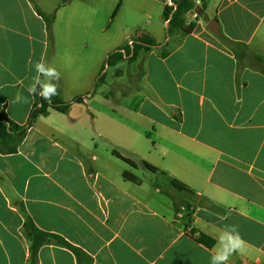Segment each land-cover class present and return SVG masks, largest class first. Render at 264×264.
I'll list each match as a JSON object with an SVG mask.
<instances>
[{
  "label": "crops",
  "instance_id": "crops-1",
  "mask_svg": "<svg viewBox=\"0 0 264 264\" xmlns=\"http://www.w3.org/2000/svg\"><path fill=\"white\" fill-rule=\"evenodd\" d=\"M167 1L0 0V114L27 123L38 75L63 101L83 98L0 150V264H210L226 226L244 241L227 264H264V0H210L208 14L192 0L195 26L171 46ZM141 33L155 46L113 66L137 64L140 86L107 95L109 55ZM143 161L156 184L135 173ZM29 223L49 235L34 257Z\"/></svg>",
  "mask_w": 264,
  "mask_h": 264
},
{
  "label": "trees",
  "instance_id": "trees-1",
  "mask_svg": "<svg viewBox=\"0 0 264 264\" xmlns=\"http://www.w3.org/2000/svg\"><path fill=\"white\" fill-rule=\"evenodd\" d=\"M175 2L176 8L173 10L172 8L166 6L164 9V18L165 20H169L168 32L173 33L175 31L181 32H190L194 28V24L186 23V15L191 10L195 8V3L192 0H173ZM47 26L50 27L53 17H45ZM137 44L134 48V54L132 56L133 59L140 50H150L153 46H155V41L146 33H141L137 36ZM124 58L118 53L114 52L109 55L107 60V64L110 66H114L120 60ZM41 91L40 85L37 86V91L34 93L35 95V104L34 109L30 114L29 120L24 125H19L14 123L9 119V117L2 112L0 114V150L6 154H13L17 152V149L20 143L25 138L27 131L29 128L36 122V120L41 116H46L50 110H55L59 113L66 114L69 112L71 106L74 103L83 102L82 97H76L73 101L64 102L60 97V92L56 89V94L52 95L48 98L41 96L39 93ZM116 156L129 162L133 167L136 165L130 162L128 159L122 157L119 153L114 152ZM142 165L152 173H157L160 170L153 165L149 164L146 161L142 162ZM123 178L126 180H130L136 183H139L140 180L137 179L132 174L125 172L123 174ZM171 186L173 189L179 192H186L193 194L188 186L183 184L182 182L171 179ZM202 203H206L209 207L216 209L217 207L212 203H209L206 200H202ZM27 228L30 230V236L33 237L35 243L31 247V251L33 253L32 257L36 255L38 246H41L47 241L49 235L38 231L33 225L29 223ZM39 237V239H38ZM198 241L211 247L213 245V240L207 238L205 235H202L198 238Z\"/></svg>",
  "mask_w": 264,
  "mask_h": 264
},
{
  "label": "rangeland",
  "instance_id": "rangeland-1",
  "mask_svg": "<svg viewBox=\"0 0 264 264\" xmlns=\"http://www.w3.org/2000/svg\"><path fill=\"white\" fill-rule=\"evenodd\" d=\"M46 1H49V0H46ZM209 1L210 0H205V3L208 5V6L206 5L207 10L206 9L204 10L205 14L211 13V12L216 10V6H213L211 4L209 5ZM113 32H114V28H112L110 34H112ZM167 33H165V36L167 38H171V41L169 43L170 44L169 46H171L173 38H172V35L168 31H167ZM107 37H108V35H107ZM124 39H125L126 46H127L129 39L135 40L136 38L134 35H129ZM48 58L51 61L53 60L52 52L51 53L49 52ZM119 70L121 71V74L118 75V74H116L117 70L113 66H110L107 64V95L108 94L109 95L110 94H118V93L122 92L123 90L127 91L129 93H132V92H135L137 90V88L140 86V82L138 80H136L135 77L132 76L135 73V71L137 70V64H133V63H130L128 61H123ZM64 102H70V101H64ZM135 173L137 175H139L140 177L144 178V180H148V181H146L147 182L146 185L151 186V184H156V180L155 181L150 180V179H153V177H155L154 176L155 174L152 173L151 171H149L145 168H141L140 171H135ZM159 180L158 181L161 183V185L166 186V187L168 186V183L166 180H164L162 178H159ZM175 192L180 193L177 190H175ZM183 194L186 195L187 193L184 192ZM160 196H161V198L165 197V195H163V194H160Z\"/></svg>",
  "mask_w": 264,
  "mask_h": 264
},
{
  "label": "clouds",
  "instance_id": "clouds-1",
  "mask_svg": "<svg viewBox=\"0 0 264 264\" xmlns=\"http://www.w3.org/2000/svg\"><path fill=\"white\" fill-rule=\"evenodd\" d=\"M35 69L38 74H43L45 76H55L57 75L55 70L52 68H46L43 63H36ZM35 83L31 84L27 91L31 95L36 93L37 85H40L41 91L40 95L48 98L56 94V86L53 84H44L40 81L39 75L34 78ZM16 102L27 101V97L22 96L20 93L16 95ZM227 230L223 231L218 239L217 246L219 251L210 257V264H227L229 257L238 249L242 248L244 241L242 240L236 226H226Z\"/></svg>",
  "mask_w": 264,
  "mask_h": 264
},
{
  "label": "built area",
  "instance_id": "built-area-1",
  "mask_svg": "<svg viewBox=\"0 0 264 264\" xmlns=\"http://www.w3.org/2000/svg\"><path fill=\"white\" fill-rule=\"evenodd\" d=\"M167 6L172 8L173 10L176 8L175 2L173 0H168L167 1ZM137 44V40L135 39H129L128 44L126 47H122L119 49L117 52L124 58L129 60L132 58L134 54V48L135 45ZM246 264H261V263H246Z\"/></svg>",
  "mask_w": 264,
  "mask_h": 264
},
{
  "label": "water",
  "instance_id": "water-1",
  "mask_svg": "<svg viewBox=\"0 0 264 264\" xmlns=\"http://www.w3.org/2000/svg\"><path fill=\"white\" fill-rule=\"evenodd\" d=\"M195 12H197V14H199V7L196 6L195 8ZM208 30L213 32V33H218L219 32V25H218V22L217 20L213 19L209 22V25H208Z\"/></svg>",
  "mask_w": 264,
  "mask_h": 264
}]
</instances>
